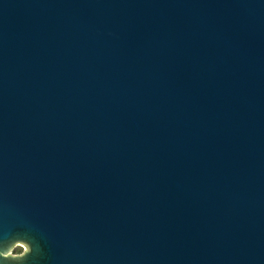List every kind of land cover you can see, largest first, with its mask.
Segmentation results:
<instances>
[{
  "label": "water",
  "instance_id": "obj_1",
  "mask_svg": "<svg viewBox=\"0 0 264 264\" xmlns=\"http://www.w3.org/2000/svg\"><path fill=\"white\" fill-rule=\"evenodd\" d=\"M0 264H264V0H0Z\"/></svg>",
  "mask_w": 264,
  "mask_h": 264
},
{
  "label": "rangeland",
  "instance_id": "obj_2",
  "mask_svg": "<svg viewBox=\"0 0 264 264\" xmlns=\"http://www.w3.org/2000/svg\"><path fill=\"white\" fill-rule=\"evenodd\" d=\"M19 248L22 249L23 253L26 252V248H25V247H23V246H21V245H17V246L14 247V249H13V253H12V254H13V255H17V254H16V251H17Z\"/></svg>",
  "mask_w": 264,
  "mask_h": 264
},
{
  "label": "trees",
  "instance_id": "obj_3",
  "mask_svg": "<svg viewBox=\"0 0 264 264\" xmlns=\"http://www.w3.org/2000/svg\"><path fill=\"white\" fill-rule=\"evenodd\" d=\"M16 254H17V255L23 254V251H22V249H21V248H19V249L16 251Z\"/></svg>",
  "mask_w": 264,
  "mask_h": 264
}]
</instances>
